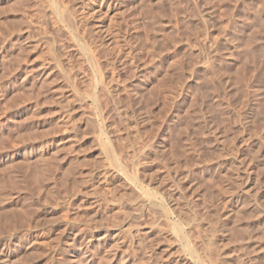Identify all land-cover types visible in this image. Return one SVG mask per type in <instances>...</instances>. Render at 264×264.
<instances>
[{
  "label": "rangeland",
  "instance_id": "obj_1",
  "mask_svg": "<svg viewBox=\"0 0 264 264\" xmlns=\"http://www.w3.org/2000/svg\"><path fill=\"white\" fill-rule=\"evenodd\" d=\"M58 1L0 0V264H264V0Z\"/></svg>",
  "mask_w": 264,
  "mask_h": 264
},
{
  "label": "bare ground",
  "instance_id": "obj_2",
  "mask_svg": "<svg viewBox=\"0 0 264 264\" xmlns=\"http://www.w3.org/2000/svg\"><path fill=\"white\" fill-rule=\"evenodd\" d=\"M44 1H45V0H44ZM47 1H48V0H47ZM55 1H56V0H49V3H50V4H47V6L50 5V7H51L50 12H51V10H52L53 14H55V15L61 20V22L63 21L64 24H65V22H67L68 25H69V27L72 28L71 23H69V22H71V21H69V20H71V18L68 16L69 13H67V8H66V9H62V8L60 7V5L57 4V3H59L60 1H58V2H55ZM39 2H40V1H39ZM39 2H38V3H39ZM41 2H42V1H41ZM61 2H62V1H61ZM61 2H60V3H61ZM103 2H104V1H103ZM44 3H46V2H44ZM42 4H43V3H42ZM43 5H44V4H43ZM67 5H68V4H67ZM69 5H70V4H69ZM61 6H63V5H61ZM64 6H65V5H64ZM81 6H82V5H81ZM65 7H67V6H65ZM77 7H78V6H77ZM70 9H72V8H70ZM85 9H86V8H84V5H83L82 9H80V10L82 11V14H83V15H86V16L89 17V18H90V17H91V18H94V20H97L98 18H99V20H102V19L100 18V14H99L100 11H96V10L94 11V10L92 9L91 12H90V11H89V12L86 11V12H87V13H86V12H85ZM94 9H95V8H94ZM109 9H110V8H109ZM68 10H69V8H68ZM74 10H75V8H74ZM80 10H78V11H80ZM101 10H102V9H101ZM71 11H72V10H71ZM46 12H47V11H46ZM68 12H69V11H68ZM74 12H77V11H74ZM85 13H86V14H85ZM72 14H74V13H72ZM77 14H78V13H77ZM82 14H80V15H82ZM107 14H108V13H107ZM94 15H95V17H94ZM105 15H106V14H105ZM50 16H52V15H50ZM74 16H76V15H74ZM86 16H84V17H86ZM71 17H72V16H71ZM82 17H83V16H82ZM82 17H81V18H82ZM84 17H83V18H84ZM87 17H86L85 19H87ZM69 18H70V19H69ZM89 18H88V19H89ZM91 18H90V19H91ZM73 19L76 20L75 18H73ZM74 20H73V21H74ZM99 20H97V21H99ZM86 21H87V20H86ZM89 21H90V20H89ZM100 22H102V21H99V23H100ZM54 23H55V22H54ZM67 23H66V24H67ZM102 23H104V22H102ZM102 23H101V24H102ZM60 24H61V23H60ZM75 24H76V23H75ZM89 24H90V23H89ZM90 25H91V24H90ZM104 25H106V24H104ZM58 26H59V25H58ZM58 26H57V27H58ZM75 27H76V26H75ZM91 27H92V26H91ZM97 27H100V28L102 29V28H104L105 26H102V25H101V26H97ZM107 28H108V27H106V29H107ZM75 29H76V28H75ZM78 29H79V28H77V30H78ZM93 29H94V28H93ZM101 29H99V32H100ZM108 29H109V28H108ZM111 30H112V29H111ZM96 31L98 32V30H96ZM104 31H106V30H104ZM99 32H98V33H99ZM107 32H108V30H107L105 33H107ZM76 33H77V31H76ZM91 33H92V32H91ZM100 33H103L102 30H101ZM77 34H78V33H77ZM107 34H108V33H107ZM81 36H82V34H81ZM81 36H79V37H81ZM104 36H105V35H104ZM108 36H109V35H108ZM79 37H77V38H79ZM87 37H88V36H87ZM82 38H83V37H82ZM82 38H81V39H82ZM102 38H103V37H102ZM102 38H101V39H102ZM104 38H105V37H104ZM79 39H80V38H79ZM76 40H77V39H76ZM83 40H84V39H83ZM86 41H87V40H86ZM62 44H63V43H62ZM81 44H82V43H81ZM86 45H87V44H86ZM83 46H84V44H83ZM87 46H88V45H87ZM81 47H82V46H80V48H81ZM81 49H82V51H83L84 48L82 47ZM85 50H87V49H85ZM84 53H86V52H84ZM83 55H84V54H83ZM61 57H62V56H61ZM86 57H87V56H86ZM86 57H85V58H86ZM92 58H93V57H92ZM90 59H91V58H90ZM92 61H93V60L91 59V62H92ZM94 61H96V60L94 59ZM97 61H98V60H97ZM53 62H54V61H53ZM93 64H94V63H93ZM98 69H99V68H98ZM69 74H70V73H69ZM67 80H68V79H67ZM113 161H116V158H115ZM120 166H121V165H120ZM124 175H125V174H124ZM132 180H133V179H132ZM133 181H134V180H133ZM134 182H135V181H134ZM149 194H150V193H149ZM176 225H178V224H176ZM181 227H182V226H181ZM181 229H182V228H181ZM181 229L178 228L176 231H178V233H179L180 236L182 237V231H181ZM185 235H186V234H185ZM182 238H183V237H182ZM182 238H181V239H182ZM185 238H186V237H185ZM188 240H189V239H188ZM183 241H184V240H183ZM187 243H188V241H187ZM185 245H186V244H185ZM185 245H184V246H185ZM187 245H188V244H187ZM184 246H183V247H184ZM187 248H189V247H187ZM187 248H186V249H187ZM192 248H193V247H192ZM189 250H191V248H189ZM189 250H188V251H189ZM194 250H195V249H193V251H194ZM193 255H195V254H192V256H193ZM198 256H199V255H198ZM193 257H195V256H193ZM199 260H200V259H199ZM201 263H202V262H201Z\"/></svg>",
  "mask_w": 264,
  "mask_h": 264
}]
</instances>
